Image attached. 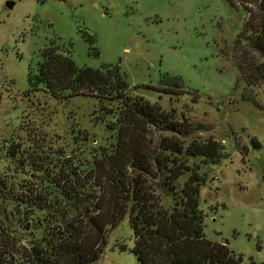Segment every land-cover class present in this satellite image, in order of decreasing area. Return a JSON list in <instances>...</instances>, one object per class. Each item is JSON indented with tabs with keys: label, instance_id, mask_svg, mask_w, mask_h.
<instances>
[{
	"label": "rangeland",
	"instance_id": "374dc122",
	"mask_svg": "<svg viewBox=\"0 0 264 264\" xmlns=\"http://www.w3.org/2000/svg\"><path fill=\"white\" fill-rule=\"evenodd\" d=\"M252 2L0 0V219L24 216L22 187L39 190L59 171L83 173L115 142L114 117L95 99H58L29 86L40 50L55 40L70 45L76 65H118L134 94L187 117L185 143L213 138L221 146L216 161L188 162L204 179L205 237L226 242L245 262H264V80L252 89L236 83L233 59ZM171 75L181 85L163 86ZM57 200L61 209L67 203ZM133 244L125 216L88 264H136Z\"/></svg>",
	"mask_w": 264,
	"mask_h": 264
},
{
	"label": "trees",
	"instance_id": "16d2710c",
	"mask_svg": "<svg viewBox=\"0 0 264 264\" xmlns=\"http://www.w3.org/2000/svg\"><path fill=\"white\" fill-rule=\"evenodd\" d=\"M253 1L254 9L245 8L233 57L236 83L249 89L264 80V0ZM170 78L163 86L181 85L178 75ZM27 80L58 99H95L104 115L114 117L108 128L115 129V142L83 173L59 171L42 178L39 190L21 188L24 216L0 219V264H88L102 253L107 231L125 216L136 264H255L226 242L205 237L199 207L204 179L188 162L198 156L216 161L221 146L213 138L185 143L191 132L187 117L178 119L172 108L134 94L118 65H76L70 45L55 40L40 50ZM184 172L188 177L178 187ZM56 197L67 201L62 209Z\"/></svg>",
	"mask_w": 264,
	"mask_h": 264
},
{
	"label": "water",
	"instance_id": "95a60500",
	"mask_svg": "<svg viewBox=\"0 0 264 264\" xmlns=\"http://www.w3.org/2000/svg\"><path fill=\"white\" fill-rule=\"evenodd\" d=\"M12 4H13V2H12V1H6V6H7V7H11V6H12Z\"/></svg>",
	"mask_w": 264,
	"mask_h": 264
}]
</instances>
